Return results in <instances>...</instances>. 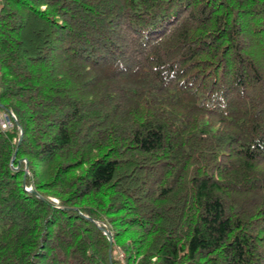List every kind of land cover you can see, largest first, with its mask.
I'll return each mask as SVG.
<instances>
[{
    "label": "trees",
    "instance_id": "1",
    "mask_svg": "<svg viewBox=\"0 0 264 264\" xmlns=\"http://www.w3.org/2000/svg\"><path fill=\"white\" fill-rule=\"evenodd\" d=\"M3 114L0 264H264V0H0Z\"/></svg>",
    "mask_w": 264,
    "mask_h": 264
},
{
    "label": "water",
    "instance_id": "2",
    "mask_svg": "<svg viewBox=\"0 0 264 264\" xmlns=\"http://www.w3.org/2000/svg\"><path fill=\"white\" fill-rule=\"evenodd\" d=\"M17 128H18V132H19V135H18V141H19L20 133H21V128H20L19 125H17ZM18 141H17V142H18ZM28 189H29V188H28ZM99 227H101V228L103 229L104 234L106 235L107 239H108L109 242H110V241H111V234H110V231H109L107 228L101 226L100 224H99Z\"/></svg>",
    "mask_w": 264,
    "mask_h": 264
},
{
    "label": "built area",
    "instance_id": "3",
    "mask_svg": "<svg viewBox=\"0 0 264 264\" xmlns=\"http://www.w3.org/2000/svg\"><path fill=\"white\" fill-rule=\"evenodd\" d=\"M9 124V120H8V117L3 114L1 117H0V126L1 127H5Z\"/></svg>",
    "mask_w": 264,
    "mask_h": 264
},
{
    "label": "rangeland",
    "instance_id": "4",
    "mask_svg": "<svg viewBox=\"0 0 264 264\" xmlns=\"http://www.w3.org/2000/svg\"><path fill=\"white\" fill-rule=\"evenodd\" d=\"M10 115H11V116H13V114H12V113H10Z\"/></svg>",
    "mask_w": 264,
    "mask_h": 264
}]
</instances>
